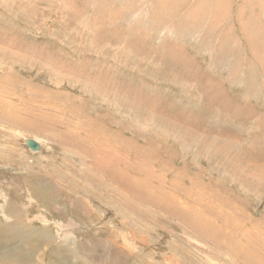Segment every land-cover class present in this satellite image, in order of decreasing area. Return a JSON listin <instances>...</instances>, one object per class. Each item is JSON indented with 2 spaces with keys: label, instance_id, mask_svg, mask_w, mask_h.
Here are the masks:
<instances>
[{
  "label": "rangeland",
  "instance_id": "obj_1",
  "mask_svg": "<svg viewBox=\"0 0 264 264\" xmlns=\"http://www.w3.org/2000/svg\"><path fill=\"white\" fill-rule=\"evenodd\" d=\"M229 1L0 0L6 264H264V0Z\"/></svg>",
  "mask_w": 264,
  "mask_h": 264
},
{
  "label": "bare ground",
  "instance_id": "obj_2",
  "mask_svg": "<svg viewBox=\"0 0 264 264\" xmlns=\"http://www.w3.org/2000/svg\"><path fill=\"white\" fill-rule=\"evenodd\" d=\"M229 1V0H228ZM243 1V0H242ZM230 2V1H229ZM253 2V1H252ZM256 3V2H255ZM259 3V2H258ZM257 3V4H258ZM262 3V2H261ZM220 4V3H219ZM242 7V6H241ZM250 8V7H249ZM221 9V8H220ZM226 9V8H225ZM224 9V10H225ZM236 9V8H235ZM238 10V9H237ZM256 10V9H255ZM248 11V10H247ZM217 12V11H216ZM241 12V11H240ZM239 12V13H240ZM222 14H223V12H222ZM225 14V13H224ZM216 15V14H215ZM219 15H220V13H219ZM226 15V14H225ZM239 16V15H238ZM223 17V16H222ZM221 17V18H222ZM202 21H204V20H202ZM247 23V22H246ZM230 26V25H229ZM248 28V27H247ZM250 28V27H249ZM228 30V29H227ZM169 31V30H168ZM245 35L247 36V38H248V35H249V33H245ZM251 37V36H250ZM246 38V37H245ZM103 50V49H102ZM107 53V52H106ZM170 53V52H169ZM172 54V53H171ZM170 54V55H171ZM173 55V54H172ZM175 57V56H174ZM170 60V59H169ZM38 61V60H37ZM173 61V60H172ZM87 64V63H86ZM2 79V78H1ZM5 79H7V78H5ZM4 79V80H5ZM3 80V81H4ZM6 81V80H5ZM11 81V80H10ZM0 82H1V80H0ZM9 83V82H8ZM11 83V82H10ZM2 85H4V83H2ZM6 85H7V83H6ZM10 85V84H9ZM1 89V88H0ZM8 89V88H7ZM13 91V90H12ZM1 92V91H0ZM2 96V95H1ZM0 100H2V99H0ZM10 104V103H9ZM5 105V104H4ZM9 106V105H8ZM14 107V106H13ZM5 108V107H4ZM18 109H19V107H18ZM7 110V109H6ZM1 112V111H0ZM3 113V112H2ZM7 116H9V115H7ZM4 117V116H3ZM13 118V117H12ZM16 118V117H15ZM13 120V119H12ZM17 121H19V119L17 120ZM94 127V126H93ZM107 134V133H106ZM70 136V135H69ZM25 137V136H24ZM36 137V136H35ZM70 138V137H69ZM99 140V139H98ZM110 148H112L111 146H108V145H105V149L106 150H108L109 151V149ZM153 152V151H152ZM97 157V156H96ZM100 157V156H99ZM97 162H98V160H97ZM99 163V162H98ZM101 164V163H100ZM105 166V165H104ZM105 169V168H104ZM146 171V170H145ZM124 173V172H123ZM124 175H126V174H124ZM127 176V178H128V180L130 181V182H127V183H130L131 185H133L134 187L136 186V187H138L136 184H135V180H134V178H130V177H132V176H130V175H126ZM123 181V180H122ZM124 181H126V180H124ZM177 182V181H176ZM117 183V182H116ZM118 184H120V183H118ZM175 185V184H174ZM121 186V185H120ZM193 186H194V184H193ZM192 186V187H193ZM206 186V185H205ZM194 188V187H193ZM139 189V188H138ZM175 189H176V186H175ZM177 189H180V188H177ZM195 189V188H194ZM126 190V189H125ZM133 190V189H132ZM180 191H182V190H180ZM188 191V190H187ZM193 191V190H192ZM188 193V192H187ZM199 193V192H198ZM130 194V193H129ZM161 194H163V193H161ZM181 195H182V193H180ZM190 194V193H189ZM194 194V193H193ZM200 194V193H199ZM211 194V193H210ZM191 195V194H190ZM180 196V195H179ZM210 196V195H209ZM188 197V196H187ZM186 197V198H187ZM191 198V197H190ZM215 198V197H214ZM199 200H200V198H198ZM139 200V199H138ZM163 200H164V197H163ZM185 201H186V199H185ZM184 201V202H185ZM142 202H143V200H142ZM150 202V201H149ZM172 202V201H171ZM141 203V202H140ZM139 202H138V204H139V206H138V210H141L142 209V206H144V205H141ZM151 203V202H150ZM154 203H155V201H154ZM156 203H157V201H156ZM168 203V202H167ZM166 203V204H167ZM202 203V202H201ZM135 204V203H134ZM148 204V203H147ZM165 204V205H166ZM125 205H127V204H125ZM136 205V204H135ZM153 205H155V204H153ZM171 206V205H170ZM126 207V206H125ZM128 207H129V203H128ZM149 207V206H148ZM163 207V206H162ZM134 208V207H133ZM153 208V207H152ZM175 209V208H174ZM187 209V208H186ZM196 209V208H195ZM126 210V209H125ZM136 210V209H135ZM147 210V209H146ZM173 210V209H172ZM199 210V209H198ZM166 211V210H165ZM219 211V210H218ZM136 212H137V210H136ZM146 212V211H145ZM117 213V212H116ZM127 213V212H126ZM141 213V212H140ZM144 213V212H143ZM142 213V214H143ZM147 214L149 213L148 211L146 212ZM145 213V214H146ZM196 213V212H195ZM197 214H199V213H197ZM149 215V214H148ZM172 215H174V214H172ZM178 215V214H177ZM176 215V216H177ZM181 215V214H180ZM140 216V215H139ZM145 216V215H144ZM180 217V216H179ZM183 217V216H182ZM196 217V216H195ZM100 218V217H99ZM156 218V217H155ZM154 218V219H155ZM185 219V218H184ZM202 219L205 221V217H204V215L202 214ZM123 220V219H122ZM181 220V219H180ZM189 220H190V217H189ZM200 220V219H199ZM159 221V220H158ZM157 221V222H158ZM184 221V220H183ZM185 222V221H184ZM183 222V223H184ZM219 222V221H218ZM176 223V222H175ZM220 223V222H219ZM188 224V223H187ZM195 224V223H194ZM225 225H227L226 223H224ZM245 224V223H244ZM178 225V224H177ZM218 225H220V224H218ZM100 226V225H99ZM184 226V225H183ZM191 226V225H190ZM205 226V225H204ZM221 226V225H220ZM180 229V228H179ZM206 229H208V228H206ZM240 229V228H239ZM264 229V224H260V225H258V226H255L254 228H253V230H252V232H257V231H259V230H263ZM176 230V229H175ZM238 231V230H237ZM173 235V234H172ZM177 235V234H176ZM8 237V231H7V229H6V227L5 226H3L2 224H0V241H5L4 239L5 238H7ZM3 238V239H2ZM106 238V237H105ZM179 239V238H178ZM237 242V241H236ZM2 243V242H1ZM82 251H83V249H82ZM257 251V250H256ZM86 252V251H85ZM89 252H90V250H89ZM89 252H87V253H89ZM254 252V250H251V249H249V248H247L246 246L244 247V246H242V249H241V251L239 252V257L241 258V260H243V261H248L247 262V264H250L249 263V260H250V257H251V255H252V253ZM5 253H7V252H5ZM260 253V252H259ZM90 254V253H89ZM88 254V255H89ZM2 255H3V253H2ZM238 255V254H237ZM106 256V255H105ZM16 257V256H15ZM12 258V255H9V254H7L6 256H4L3 258H0V264H6L7 263V261L9 260V259H11ZM108 258V257H107ZM255 258V257H254ZM86 259V258H85ZM244 259H246V260H244ZM252 259V258H251ZM260 259V258H259ZM255 261V260H254ZM257 262H259V260L257 261Z\"/></svg>",
  "mask_w": 264,
  "mask_h": 264
},
{
  "label": "water",
  "instance_id": "obj_3",
  "mask_svg": "<svg viewBox=\"0 0 264 264\" xmlns=\"http://www.w3.org/2000/svg\"><path fill=\"white\" fill-rule=\"evenodd\" d=\"M26 147L32 151H42L45 146L33 138H25Z\"/></svg>",
  "mask_w": 264,
  "mask_h": 264
}]
</instances>
